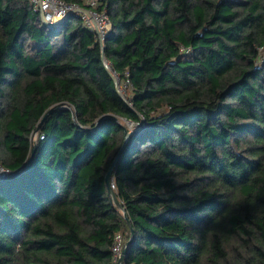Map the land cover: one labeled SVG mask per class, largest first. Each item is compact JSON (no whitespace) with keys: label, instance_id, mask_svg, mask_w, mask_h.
Listing matches in <instances>:
<instances>
[{"label":"trees","instance_id":"obj_1","mask_svg":"<svg viewBox=\"0 0 264 264\" xmlns=\"http://www.w3.org/2000/svg\"><path fill=\"white\" fill-rule=\"evenodd\" d=\"M96 9L102 42L0 0V264H113L127 222L122 264H264V0Z\"/></svg>","mask_w":264,"mask_h":264},{"label":"built area","instance_id":"obj_2","mask_svg":"<svg viewBox=\"0 0 264 264\" xmlns=\"http://www.w3.org/2000/svg\"><path fill=\"white\" fill-rule=\"evenodd\" d=\"M32 7L38 10L41 18L49 23L50 25L59 23L66 15L74 13L79 15L85 25L93 29L96 32L99 41H103L105 35L109 33L110 23L106 12L104 10L98 11L96 6L98 0H84L85 4L88 6L86 11L82 10L75 4H68L62 0H30ZM188 51V49H185ZM259 60H264V55L260 54ZM102 63L104 67L111 73L117 92L125 98L127 88L131 86L128 74L120 76L115 69L112 68L111 64L107 59L103 57ZM129 128H138L139 123H133L131 121H126ZM42 137V136H40ZM11 172L4 165L0 164V177L8 176ZM113 186V185H112ZM125 237L120 234V232L115 233L113 241L111 244V251L113 257V264L119 263V257L121 250L125 243Z\"/></svg>","mask_w":264,"mask_h":264},{"label":"water","instance_id":"obj_3","mask_svg":"<svg viewBox=\"0 0 264 264\" xmlns=\"http://www.w3.org/2000/svg\"><path fill=\"white\" fill-rule=\"evenodd\" d=\"M84 11H86V9H82ZM87 12V11H86ZM69 15H66L63 19L67 18ZM42 19V18H41ZM62 19V20H63ZM42 22L45 24V25H48V26H51L49 23L45 22L43 19H42ZM57 106L59 105H56L55 107L57 108ZM52 109V108H51ZM50 109V110H51ZM49 110V111H50ZM46 115V114H45ZM44 115V116H45ZM35 149V139L33 138L32 139V148H31V153H33ZM118 161V155L114 158V160L112 161L111 165H109V169L107 170L106 172V175H105V187H106V192H107V195L110 199V201L121 211V213L123 214L124 217L125 216V211H124V208L121 204V202L119 201V199H117L113 189H112V184H111V181H112V173H113V169L114 167L116 166V163ZM24 167L23 168H20V170H18L16 173L14 174H21V172L23 171ZM12 173H10L9 175H11ZM2 178V177H0ZM128 221V220H127ZM128 223V226H129V231H130V237L128 238L127 241H125L124 243V246L121 250V253H120V257H119V263L118 264H122L123 262V259L125 257V253H126V249L127 247L129 246V244L132 242V238H133V228L131 226V224L129 222Z\"/></svg>","mask_w":264,"mask_h":264},{"label":"rangeland","instance_id":"obj_4","mask_svg":"<svg viewBox=\"0 0 264 264\" xmlns=\"http://www.w3.org/2000/svg\"><path fill=\"white\" fill-rule=\"evenodd\" d=\"M262 51L264 52V48L262 49ZM126 93H127V91H126Z\"/></svg>","mask_w":264,"mask_h":264}]
</instances>
